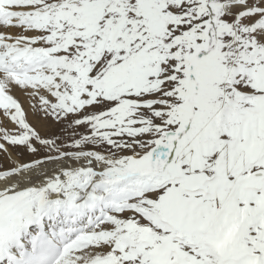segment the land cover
I'll return each mask as SVG.
<instances>
[{
    "label": "snow or ice",
    "instance_id": "1",
    "mask_svg": "<svg viewBox=\"0 0 264 264\" xmlns=\"http://www.w3.org/2000/svg\"><path fill=\"white\" fill-rule=\"evenodd\" d=\"M0 264H264V0H0Z\"/></svg>",
    "mask_w": 264,
    "mask_h": 264
}]
</instances>
